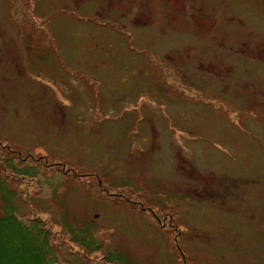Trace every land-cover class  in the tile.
Masks as SVG:
<instances>
[{
  "label": "rangeland",
  "instance_id": "1",
  "mask_svg": "<svg viewBox=\"0 0 264 264\" xmlns=\"http://www.w3.org/2000/svg\"><path fill=\"white\" fill-rule=\"evenodd\" d=\"M0 264H264V0H0Z\"/></svg>",
  "mask_w": 264,
  "mask_h": 264
}]
</instances>
